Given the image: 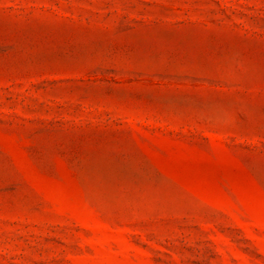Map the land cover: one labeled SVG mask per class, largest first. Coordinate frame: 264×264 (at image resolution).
<instances>
[{
	"label": "rangeland",
	"instance_id": "rangeland-1",
	"mask_svg": "<svg viewBox=\"0 0 264 264\" xmlns=\"http://www.w3.org/2000/svg\"><path fill=\"white\" fill-rule=\"evenodd\" d=\"M0 264H264V0H0Z\"/></svg>",
	"mask_w": 264,
	"mask_h": 264
}]
</instances>
